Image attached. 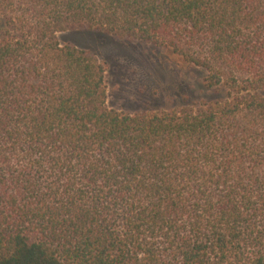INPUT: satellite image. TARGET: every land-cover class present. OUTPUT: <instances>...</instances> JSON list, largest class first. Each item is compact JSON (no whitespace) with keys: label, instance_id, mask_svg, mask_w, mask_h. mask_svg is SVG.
<instances>
[{"label":"trees","instance_id":"obj_1","mask_svg":"<svg viewBox=\"0 0 264 264\" xmlns=\"http://www.w3.org/2000/svg\"><path fill=\"white\" fill-rule=\"evenodd\" d=\"M101 31L216 96L135 113ZM0 264H264V0H0Z\"/></svg>","mask_w":264,"mask_h":264},{"label":"rangeland","instance_id":"obj_2","mask_svg":"<svg viewBox=\"0 0 264 264\" xmlns=\"http://www.w3.org/2000/svg\"><path fill=\"white\" fill-rule=\"evenodd\" d=\"M59 39L62 44L88 49L106 64L111 108L151 112L216 96L203 86V69L164 46L88 30L66 31Z\"/></svg>","mask_w":264,"mask_h":264}]
</instances>
